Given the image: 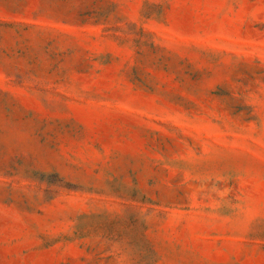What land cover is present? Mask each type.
<instances>
[{
	"label": "rangeland",
	"instance_id": "obj_1",
	"mask_svg": "<svg viewBox=\"0 0 264 264\" xmlns=\"http://www.w3.org/2000/svg\"><path fill=\"white\" fill-rule=\"evenodd\" d=\"M0 264H264V0H0Z\"/></svg>",
	"mask_w": 264,
	"mask_h": 264
}]
</instances>
